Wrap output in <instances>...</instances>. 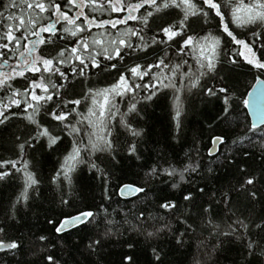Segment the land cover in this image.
Returning <instances> with one entry per match:
<instances>
[{"label":"trees","instance_id":"1","mask_svg":"<svg viewBox=\"0 0 264 264\" xmlns=\"http://www.w3.org/2000/svg\"><path fill=\"white\" fill-rule=\"evenodd\" d=\"M7 2L8 0H0V11H3L2 6ZM44 2L47 3V0ZM193 2L197 7L201 6V0ZM218 2L225 12L226 21L231 20L232 9L242 6L237 13L239 21L229 23V30L238 39L251 41L252 31L264 36V25L259 21L245 22L247 6L254 0ZM146 9H141L137 15H143ZM77 10L72 9L70 15H75ZM84 12L90 18L95 16L97 20H116L126 15V12H112L110 9L92 12L85 8ZM177 13L183 16L179 9L172 8L159 13L153 12V16L149 18V29L152 31L145 29V40H149L153 31H158L159 25L175 20ZM47 16L48 13L40 14L39 23L47 24ZM218 20L214 13H210L207 23L199 15L189 16L188 21L201 36L210 34L207 42L209 46L213 37L220 39L217 48L220 59L214 71L200 67L197 59L200 57L199 50H185L182 59L187 60V64L182 65L178 77H172L167 69H163L165 76H160L157 69L152 70L158 77L155 81L156 96L152 100L144 99L149 93L143 88L136 90L135 95L126 93L124 96L110 97L111 104L116 105L111 109L115 118L106 122L112 132L115 152H96L91 157L82 154L85 159L94 161L99 171L91 168L88 163H81L75 165V170L70 173V181L64 179L63 175L54 181L53 177L61 170L64 157L71 151V138H65L63 146L58 145L55 150L48 149L42 141L44 147L37 145L35 149H26L28 170L35 174L38 184L28 189V199L25 201L21 197L25 185L23 173L8 166L12 174L0 180V227L4 228V232L0 233V241L4 244L18 242L21 247L0 250V264H49V255L55 258V264H264L260 247L255 249L253 256L248 255L247 249L249 239L264 247V230L255 227L256 223L264 222V126L253 127L246 108L249 91L259 79H264V74L249 65L242 55H237L241 52V46L230 43V38L222 32ZM63 27V22L57 24V37H66V41L59 43L70 48L78 37H70L63 32ZM141 27L140 21L136 20L129 21L126 25L118 24L115 28L111 25L104 28L92 27L90 32L79 35L88 41L90 48H98L92 43L93 39L107 41L122 36L128 28ZM3 33L4 29L0 28V36ZM15 34L19 35V32ZM26 34L30 40L37 39L30 33ZM41 35L47 38L50 34ZM127 39L133 44L138 42L136 37ZM4 42L0 40V43ZM24 43L26 42L22 41L19 49L12 43L9 45L11 51L2 50L4 56L0 57V65L5 60L10 63L8 66L21 61L20 53L25 52L27 55ZM257 48L258 45L254 50ZM36 49L37 54L45 58H49L52 52L51 46L47 44H38ZM207 51L208 47H205V53ZM261 51L264 50L256 51L257 56L261 55ZM149 52L150 55L135 53L138 58L136 62L143 64L154 60L158 55H164L161 50L153 52L149 49ZM225 52L235 56L238 62L232 64L225 60ZM65 55L68 57V53ZM168 55L173 64L182 62L173 49H168ZM97 60L102 67L107 66L108 70L102 72L90 68L86 72V82H82L79 77L73 79L71 72H68L71 83H66L43 69L38 73L26 72L25 77L31 79L43 74L46 83L51 79L53 83L66 84L65 88L59 89L65 100L79 99L89 87L107 88L116 81L117 73L111 69V63H118V67L131 63V58L127 55L119 62L105 61L102 56L97 57ZM72 63L71 58H66L65 63L60 65L61 70L68 71ZM185 71L191 73V78L184 75ZM200 72L205 75L200 76ZM25 77L16 75L10 81L12 87L23 90L28 82ZM197 77L199 84L191 87L192 79ZM136 82L153 83L150 77ZM163 84L171 86L162 87ZM209 87H226L228 91L209 96L206 93ZM10 95L8 92L7 96ZM225 95L228 98L227 105L224 104ZM7 96L5 91L0 90V102L7 103ZM131 104H136L134 112L128 111ZM47 107H52V104ZM71 107L73 106L69 105ZM89 107H93L91 99L82 100L77 111L87 115ZM13 111L18 110L13 108ZM74 116L75 119H80L78 115ZM105 116L107 117V113ZM122 117L141 135L132 136L121 123ZM38 118L50 130L60 131L57 123L45 115L43 108L40 109ZM91 119L95 121L96 117ZM26 123L21 114L10 121L7 127L0 126V162L19 160L16 136L27 135L30 129L25 128ZM81 135L83 142L87 143L86 132L82 131ZM216 136L222 137L223 143H218L217 153L211 155ZM130 142L136 144L135 154H130L127 150ZM197 162V172L184 173L185 181H181L179 175H147L152 167L163 169L171 164L180 171ZM17 166L20 167V164ZM0 171L4 169L0 168ZM248 177L256 179L253 186L245 187L243 182ZM173 183L179 186L173 188ZM125 184L143 186L145 191L132 199H123L119 195V189ZM200 188L205 191L199 192ZM249 191L257 192L256 200L249 196ZM189 192L193 200L184 201L183 195ZM225 193L228 194L227 203L222 199ZM168 200L175 202L177 208L169 211L160 207ZM209 205L211 210L205 212L204 209ZM83 211H91L94 215L68 232L55 231L62 220ZM237 217L248 225L247 231H243L242 235L236 232L225 236L224 232L231 233ZM148 233L153 235L149 236ZM177 239L181 243L178 244ZM93 240H100L101 244L90 248ZM156 254L160 255V261L156 260ZM128 256L132 257L131 262L126 261L125 257Z\"/></svg>","mask_w":264,"mask_h":264},{"label":"snow or ice","instance_id":"2","mask_svg":"<svg viewBox=\"0 0 264 264\" xmlns=\"http://www.w3.org/2000/svg\"><path fill=\"white\" fill-rule=\"evenodd\" d=\"M205 6L207 10H205ZM2 7L3 11H0V28L4 29V33L0 36V40H4L5 42L0 43V57L4 56V51L2 50L11 51L9 45L12 43L19 49L22 46V41L26 42L23 46L27 55L25 52H21L20 56L23 59L20 64L11 67L8 73L0 72V90L5 91L6 96L8 92L11 93L10 96H7V103L0 102V126L7 127L10 121L22 114L23 118L27 121L25 128L30 129V131L25 136H16L19 160L0 162V168L4 169V171H0V180L12 174L8 170L9 165L16 172H22L25 178V185L21 197L25 201L28 199V189L38 184L35 174L28 170L29 161L25 159L26 149H35L37 145L42 148L45 144L41 142L44 141L48 149L55 150L58 145L63 146L65 138L70 137L71 151L64 157L62 168L55 174L53 180H58L63 175L64 179L70 181V173L75 170V165L81 163H88L91 168L99 171L97 164L90 159H85L82 154L91 157L96 152H115L112 132L109 130V125L106 122L107 120L115 118V114L111 109L115 108L116 105L111 104L110 97L124 96L126 93L135 95L136 90L143 88L149 93L144 99L152 100L156 96L155 81L158 79L157 75L152 73V70L157 69L160 76H165L166 73L163 69H167L172 77H178L182 65L187 64V60L182 59L185 50L189 52L199 50L200 57L197 59L200 67H207L210 72L215 70L216 64L220 59L219 53L217 52L220 39L213 37L212 43L209 46L207 42L210 34L201 36L199 33H196L192 25L188 22L189 16L199 15L207 23L209 14L214 13L215 17L219 18L218 24L222 28V32L226 33L227 37L230 38V43L242 46L249 54L244 55L243 52H238L237 55H243L249 65L253 66L259 73L264 74V51H261L260 56L256 54L257 50H264V36L259 32L252 31L253 39L246 41L244 39H238L229 30V23H236L240 19L237 16V13L242 7L240 5L231 10V20L228 21L225 19V12L222 11V5L218 0H201L200 7H197L193 0H159V2L158 0H128L127 3H125V0H62V2L60 0H47V3L44 0H8ZM225 7L227 8L228 5H225ZM85 8H89L92 12L97 9H104L105 11L110 9L112 12H126V15L116 20H97L95 16L90 18V15L84 12ZM168 8L179 9L183 12V16L177 13L175 20L166 21L159 25L158 31H153L149 40L146 41L144 36L145 29L152 31L149 29V18L153 16V12L159 13ZM13 9L17 11L14 12ZM72 9H78L75 15H70ZM141 9H146V11L143 15L138 16L137 13H140ZM246 10V23L259 21L264 25V0H254L253 3L247 6ZM42 13H48V16L45 17L49 21L47 24L39 23V17ZM81 18L83 19L81 20ZM136 20L140 21L141 28H128L122 36L111 38L107 41L93 39L92 43L99 46L98 48H90L88 41L79 35L90 32L92 27L104 28L111 25L112 28H115L118 24L126 25L129 21ZM77 21L81 22L77 23ZM61 22L64 24V33H67L70 37H78L73 41L70 48L61 46L59 43V41H66L67 39L66 37H57V32L59 31L57 24ZM17 32H19V35L15 34ZM26 33H30L31 36L37 39L30 40L29 35ZM41 33H49L50 35L46 38ZM127 37H136L138 42L133 44ZM38 44L51 46L52 52L49 58H45L43 55H33L37 51L36 45ZM257 45L258 48L254 50V47ZM161 46H166V48H162ZM205 47H208L207 53H205ZM109 48H111V52H109ZM149 49H152L153 52L161 50L164 52V55H158L154 60L143 64L136 62L138 58L135 57V53L150 55ZM168 49H173L175 54L181 57L182 62L173 64L171 62L172 58L168 55ZM66 53H68V57H66ZM125 55L131 58L129 65L124 67H118V63H111L110 65L111 69L117 73L116 81L113 84L107 88L100 89L89 87L79 99L70 98L65 100L61 97L59 89L65 88L66 84L53 83L51 79L46 83L43 74L31 79L25 77L26 72L38 73L43 69L44 72L56 76L57 80L65 81L66 83H71L68 72H71L73 79L79 77L82 82H86V72L90 68L99 69L102 72L108 70L107 66H101V62L97 60V57L102 56L105 61L109 62L113 60L119 62L123 60ZM66 58H71L73 63L68 71H62L60 65L65 63ZM224 58L232 64L238 62L235 56H231L229 52L224 53ZM4 63L6 64L7 60ZM2 67L3 65H0V68ZM16 75L25 77L28 80L23 90L13 88L10 83V81L15 79ZM184 75L191 78V73L188 71H185ZM199 75L203 76L205 73L200 72ZM145 77H150L153 83L141 84L136 82L137 80L144 81ZM198 84V77L192 79L191 87H197ZM161 86L169 87L171 85L163 84ZM37 90H39V93ZM227 91L228 89L226 87H220L219 89L209 87L206 89V93L209 96H217L218 92L227 93ZM54 97H56L55 100ZM89 99H91L93 107L88 108L87 115L78 112L77 109L82 100L87 101ZM50 103L52 107H47ZM224 104H228L226 95L224 97ZM69 105L73 107L69 108ZM13 108L18 111H13ZM41 108L44 109L47 117L57 123V126L60 128L59 132L50 130L49 127L41 122L38 118ZM116 110L119 111L118 109ZM135 110L136 104H131L128 108L129 112H134ZM105 113H107V117ZM74 114L78 115L80 119H75ZM69 117H73V119H69ZM91 117H96V120L93 121ZM177 117H179V112H177ZM262 119H264V114H262ZM121 123L131 132L132 136L138 137L141 135L123 117L121 118ZM81 125L85 127L82 128ZM88 128L95 130L87 131ZM82 131H85L88 135L87 143L83 142ZM214 142L223 143V138L216 136ZM127 150L130 154H135L137 152L136 144L130 142ZM18 163L20 167L17 166ZM165 163H168V161L165 160ZM198 168V162L194 165L189 164L180 171H178L177 167L169 164L168 168L163 169L152 167L147 175L151 177L159 174H165L170 177L179 175V179L185 181L184 173H196ZM255 179V177H248L244 180L243 186H253ZM171 186L176 188L179 185L173 183ZM123 188H131V190L137 193L145 191L143 186L133 188L132 186L124 185ZM204 191V188L199 189L201 193ZM227 196L228 194L225 193L222 198L225 203H227ZM249 196L253 200H256L257 192L249 191ZM182 198L184 201L193 200L191 192L183 195ZM17 202H19V199ZM160 207L172 211L177 208V204L168 200L162 203ZM210 210L211 205L204 209L205 212H209ZM93 215L91 211H83L79 215L72 217L71 220L65 219L56 227L55 231L57 233L63 232L69 223H85ZM49 222L53 223L52 221ZM255 227L258 230H264V222L256 223ZM247 229L248 225L237 217L231 233L224 232V235L228 236L236 232H240L242 235L243 231H247ZM2 232H4V228L0 227V233ZM148 235L152 236L153 233H148ZM180 235L183 236V233ZM41 239L46 238L41 237ZM177 243L179 244L181 241L177 239ZM100 244V240H93L89 247L95 248ZM5 247L8 249H19L21 245L18 242H11L5 245L0 241V250H3ZM258 247L261 248V254L264 255V247L259 245L257 241L249 239L247 242L248 255H255V249ZM125 259L128 262L132 261L131 256L125 257ZM47 260L49 264H55V258L53 256L49 255ZM156 260H161L159 254H156Z\"/></svg>","mask_w":264,"mask_h":264},{"label":"water","instance_id":"3","mask_svg":"<svg viewBox=\"0 0 264 264\" xmlns=\"http://www.w3.org/2000/svg\"><path fill=\"white\" fill-rule=\"evenodd\" d=\"M7 64L8 63H6V64L3 63V67L7 66ZM1 70H2V68H0V71ZM247 110H248V114H249L251 124L253 127L264 126V119H262V114H264V79H259L254 84L252 89L250 90L248 97H247ZM217 144L218 143L215 142L213 148L211 149V151H210L211 155H215L217 153ZM125 185L132 186L133 188L138 187V186L133 185V184H125ZM123 186L120 188V191H119L121 198L132 199L139 194V193L131 190V188H123ZM122 189H123V191H122ZM75 216H77V215H74V216H71V217H68L65 219L71 220V218L75 217ZM81 224L82 223H80V222L69 223L66 226L65 230L61 233L68 232V231L78 227Z\"/></svg>","mask_w":264,"mask_h":264},{"label":"rangeland","instance_id":"4","mask_svg":"<svg viewBox=\"0 0 264 264\" xmlns=\"http://www.w3.org/2000/svg\"><path fill=\"white\" fill-rule=\"evenodd\" d=\"M241 52H243L244 55H249V54L247 53V50L243 49L242 46H241ZM33 55H38V54H37V51L34 52ZM242 56H243V55H242ZM243 57H244V56H243ZM20 59H21V61H22L23 58L21 57ZM21 61H18V62H16V63L12 64L11 66H8L5 70H3V71H1V72H3V73H8V72L11 70V67H15L17 64H20Z\"/></svg>","mask_w":264,"mask_h":264},{"label":"bare ground","instance_id":"5","mask_svg":"<svg viewBox=\"0 0 264 264\" xmlns=\"http://www.w3.org/2000/svg\"><path fill=\"white\" fill-rule=\"evenodd\" d=\"M253 86H254V85H253ZM249 92H250V91H249ZM248 94H249V93H248ZM247 97H248V95H247ZM246 108H247V101H246ZM247 112H248V110H247ZM248 115H249V114H248ZM249 118H250V117H249ZM122 186H123V185H122ZM122 186H121V187H122ZM121 187H120V188H121ZM119 191H120V189H119ZM119 195H120V193H119ZM120 197H121V196H120ZM77 215H79V214H77ZM73 216H74V215H73ZM62 221H63V220H62ZM62 221H61V222H62ZM61 222H60V223H61ZM60 223H59V224H60ZM5 245H7V244H5ZM5 248H6V247H5ZM5 248H4V249H5Z\"/></svg>","mask_w":264,"mask_h":264}]
</instances>
